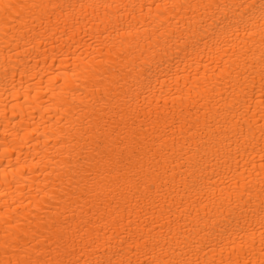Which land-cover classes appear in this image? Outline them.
I'll list each match as a JSON object with an SVG mask.
<instances>
[{
    "label": "bare ground",
    "instance_id": "obj_1",
    "mask_svg": "<svg viewBox=\"0 0 264 264\" xmlns=\"http://www.w3.org/2000/svg\"><path fill=\"white\" fill-rule=\"evenodd\" d=\"M0 264H264V0H0Z\"/></svg>",
    "mask_w": 264,
    "mask_h": 264
}]
</instances>
